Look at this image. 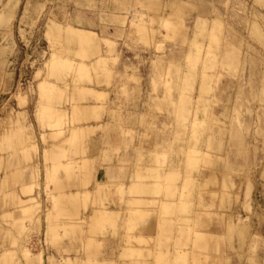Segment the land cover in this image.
Instances as JSON below:
<instances>
[{
  "label": "rangeland",
  "instance_id": "1",
  "mask_svg": "<svg viewBox=\"0 0 264 264\" xmlns=\"http://www.w3.org/2000/svg\"><path fill=\"white\" fill-rule=\"evenodd\" d=\"M0 264H264V0H0Z\"/></svg>",
  "mask_w": 264,
  "mask_h": 264
},
{
  "label": "crops",
  "instance_id": "2",
  "mask_svg": "<svg viewBox=\"0 0 264 264\" xmlns=\"http://www.w3.org/2000/svg\"><path fill=\"white\" fill-rule=\"evenodd\" d=\"M53 27H56V28H53ZM50 28H51V32L50 33H54V32H56L58 30L57 26H55V25L51 26ZM92 34H93L92 32L77 30V29H74V28L68 30V35L70 37V38L69 37L68 38L69 39L75 38V40L80 42V43H87L90 40V38H91L90 36H92ZM86 89L88 91H90L91 94L96 95L98 98L102 97V95H106L107 94L106 91H95V90L88 89V88H86ZM83 107H85V108L83 110H81L80 113L78 114V117L81 120L82 119L88 120V119L92 118L94 115H97V112H96L95 108H92V107H89V106H83ZM89 123H94V121L90 120ZM90 127L94 128V126H86V127H81V129L86 130V128L89 129ZM58 146L60 147V145L55 144L53 147H58ZM19 159L20 160H18V161L15 160L14 163L24 164L25 161L23 159H21V158H19ZM62 162H63V165H65V163H67L69 161L66 160V161H62ZM33 163H35V161H33ZM23 169H24V166H23ZM105 169H106V165L103 166V167H99L97 169L96 175L94 177L93 185H95V184L101 185L102 183H105V180H104ZM17 177H18V180H19L18 181V186L16 188H11L10 190H8V194L17 196L16 204H19V199H20L21 203H23V202L25 203L26 202L25 200H28V201L29 200H33L31 198V195H33V194L36 195L37 192H38V189H33V191H32V189L27 190V191L24 189V188L29 189V187L33 188V185H30V181L32 180V178H34V177L31 176V172L27 176H25L24 173L20 174L18 172ZM63 178H65V176ZM66 188H67V186H66ZM22 192L31 193V194H29L28 196H23ZM65 193H66V195H69L70 192H65ZM73 196H75V195H73ZM6 210L11 212V211H13V208L8 207ZM156 226H157V222L155 221L154 223L151 224L150 228L151 227L152 228H154V227L156 228Z\"/></svg>",
  "mask_w": 264,
  "mask_h": 264
},
{
  "label": "bare ground",
  "instance_id": "3",
  "mask_svg": "<svg viewBox=\"0 0 264 264\" xmlns=\"http://www.w3.org/2000/svg\"><path fill=\"white\" fill-rule=\"evenodd\" d=\"M54 31V30H53ZM74 130V129H73ZM76 130V129H75ZM74 130V131H75ZM82 132V131H81ZM83 133V132H82ZM78 134V131H76V134L75 135H77ZM73 136V135H72ZM76 137V136H75ZM73 138V137H72ZM71 138V139H72ZM77 138V137H76ZM70 138L68 139V140H71ZM68 140H67V142H68ZM77 140H78V138H77ZM80 141V140H79ZM72 145V144H71ZM64 166V165H63ZM65 167V166H64ZM71 167V166H70ZM72 168V167H71ZM65 170H67V168H65ZM68 175V174H67ZM52 176V175H51ZM67 177V176H66ZM69 177V176H68ZM67 177V178H68ZM72 177V176H71ZM67 178H65L64 180H66ZM69 179H70V177H69ZM59 180V179H58ZM57 180V183L58 184H56V185H54V186H59V188H60V185H59V182L61 181V180H59L58 181ZM55 182V181H54ZM66 183H67V180L65 181ZM60 184H62L61 182H60ZM72 185V184H71ZM64 186V185H63ZM63 186H61V189H62V187ZM67 186V185H66ZM70 186V185H69ZM58 188V187H57ZM65 188V187H64ZM26 191L27 190H30V189H32V188H30L29 187V189H27V188H24ZM60 189V190H61ZM24 190V191H25ZM31 192V191H30ZM25 194H27L26 192H25ZM78 194V193H77ZM70 195V194H69ZM69 195H66L65 193L63 194L62 192L59 194V197H56L55 196V200L56 199H58L59 201L57 202L58 204L59 203H61L63 206H65V205H70V207L71 208H73V209H69V208H67V210H70V211H68L69 212V214H70V212L71 211H73V210H75L74 208H76L75 206H76V204H75V202H74V198H75V196H78V195H76L75 194V196H73V197H71V196H69ZM72 195H74V194H72ZM72 198V200L70 199V198ZM76 199H77V197H76ZM78 200H79V196H78ZM28 201V200H27ZM24 203V202H23ZM78 203V202H77ZM72 204L74 205L75 204V206L74 207H72ZM57 207V206H56ZM65 208V207H64ZM65 210V209H64ZM64 210L62 211V210H60L61 212H64ZM74 212V211H73ZM73 212H71L72 214H73ZM105 213V211H102V210H97L96 211V213H95V215L93 216V218H92V223L93 224H96V225H101L103 222H105L106 220H108L106 217H104V215L102 214V213ZM78 213V212H77ZM75 214H76V212H75ZM71 216V218H72V215H70ZM74 217L76 216V215H73ZM77 217H78V215H77ZM26 254V253H25ZM27 255H25V257H26ZM27 257H30V256H27ZM30 263H34L35 261H38V257H35V258H32V257H30Z\"/></svg>",
  "mask_w": 264,
  "mask_h": 264
}]
</instances>
